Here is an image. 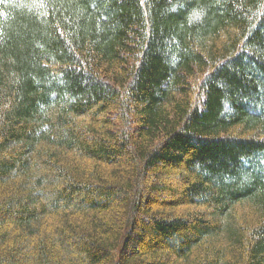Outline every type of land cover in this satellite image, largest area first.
Segmentation results:
<instances>
[{
    "label": "trees",
    "instance_id": "16d2710c",
    "mask_svg": "<svg viewBox=\"0 0 264 264\" xmlns=\"http://www.w3.org/2000/svg\"><path fill=\"white\" fill-rule=\"evenodd\" d=\"M0 264H264V0H0Z\"/></svg>",
    "mask_w": 264,
    "mask_h": 264
},
{
    "label": "rangeland",
    "instance_id": "374dc122",
    "mask_svg": "<svg viewBox=\"0 0 264 264\" xmlns=\"http://www.w3.org/2000/svg\"><path fill=\"white\" fill-rule=\"evenodd\" d=\"M167 179L169 180V182H168V180L166 181L167 184H169V183H176V181H177V176L174 175V174H172V175L167 176Z\"/></svg>",
    "mask_w": 264,
    "mask_h": 264
}]
</instances>
